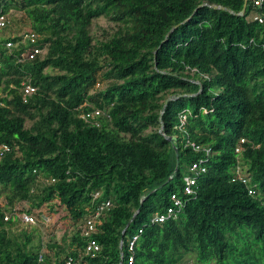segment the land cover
<instances>
[{"label": "trees", "instance_id": "1", "mask_svg": "<svg viewBox=\"0 0 264 264\" xmlns=\"http://www.w3.org/2000/svg\"><path fill=\"white\" fill-rule=\"evenodd\" d=\"M245 1L0 0L43 44L19 62L34 45L0 36V264L39 263L40 228L4 221L25 202L72 222L44 264H127L140 229L135 264H264V23L253 19L264 0ZM23 83L36 88L27 99ZM201 158L207 172L186 196ZM238 167L254 195L234 181ZM173 194L185 207L152 225Z\"/></svg>", "mask_w": 264, "mask_h": 264}, {"label": "built area", "instance_id": "2", "mask_svg": "<svg viewBox=\"0 0 264 264\" xmlns=\"http://www.w3.org/2000/svg\"><path fill=\"white\" fill-rule=\"evenodd\" d=\"M255 4L257 6H261L263 4V0H256ZM253 19L255 21H258L261 24L264 23V15H256ZM9 27H10V21L8 18V14H0V36ZM15 36H17V35H15ZM18 36L21 38L22 43L30 42L34 45L32 47L25 49L24 53L19 58V62L33 60L37 55H39L43 51V48H42L43 44L42 43L37 44L38 40L40 39V35L36 34L32 30L24 31L22 34H18ZM13 46H15V45L12 42H8L6 44L7 48H12ZM1 67H2V61L0 59V69H1ZM22 85H23V94H24L25 99L30 97L36 91V88L31 84L23 83ZM1 95L2 94L0 92V98H1ZM98 114H99V112L94 113V115H98ZM92 116H93V114L88 113L86 115H83L82 117L85 119H89ZM185 121H186V116H182L181 122L184 124ZM243 142H244V140H242V143ZM191 146L196 151H198L200 149V147L196 146L195 144H192ZM7 151H9L8 146H1L0 147V154L7 152ZM237 152H239V153L241 152L240 147L237 148ZM206 154H207V156H211L213 153H212L211 149H206ZM190 172H191V175L186 176L184 179V181H185L184 194L186 196H196L198 193V189H199L198 178L200 175L207 172L206 160L201 158L198 161L193 162V164H191V167H190ZM235 175H236V178L234 179V181L235 180L241 181L242 184H245L247 186L248 193L250 195H254L256 192L255 189H256L257 185L256 184H252V185L249 184V180L242 176L240 167H238L236 169ZM99 195H100L99 193H96L95 197L97 198ZM171 201L173 204H172V206L168 207L166 213L156 214L150 220V223L152 225L162 224V223L168 221L172 217L176 218L177 215L185 207L186 202H187V200L184 201V199L180 198L176 194H173L171 196ZM4 206H5L4 201L2 199H0V208H3ZM111 206H112L111 201L107 200L105 202H102L97 207L94 215L91 216L90 218H88L82 226V234L84 236L91 237L92 234H94L97 231V228H96L97 219L99 218V216L101 215L102 212L110 209ZM28 209H29V207L25 208V209H21V208L17 207L12 212H7L5 214L4 221H6V222L12 221L16 225L38 226V227L48 226L51 223H53V215L42 214L41 216H39L38 214L30 213L28 211ZM142 232H143V229H140L138 231V233L133 235L128 240L129 252L131 253V255L128 258L127 264H135L134 246H135V243L138 241ZM59 244L61 245V240L59 241ZM100 249H101V246L99 245V243L95 239L89 238L88 243L85 247L84 253L86 255H94L96 252L100 251ZM46 256L47 255L44 252V250H41L40 255H39V260H38L39 263L38 264H44ZM61 259L64 262V264H79V261L77 259H75V257H73L70 254L61 257Z\"/></svg>", "mask_w": 264, "mask_h": 264}, {"label": "rangeland", "instance_id": "3", "mask_svg": "<svg viewBox=\"0 0 264 264\" xmlns=\"http://www.w3.org/2000/svg\"><path fill=\"white\" fill-rule=\"evenodd\" d=\"M8 18L10 21V27L7 31H5L6 36H15L18 34H22L24 31H27L28 28L24 22L25 14L23 11H11L8 13ZM99 24L103 27H107L105 21L101 20ZM98 27V26H97ZM95 27V29H97ZM102 78L99 77V82L102 84ZM29 207V203L25 202L19 208L25 209ZM53 213V223L48 226L39 227L42 236V250L46 253L47 257H52L54 255L55 250L60 246L59 241L63 234L67 231V228L70 227V220L63 218L65 211L60 209V211L51 212ZM18 227H14L16 233L19 234L22 230L27 229L28 231L32 230V226L25 225H17ZM193 264V262H190Z\"/></svg>", "mask_w": 264, "mask_h": 264}, {"label": "water", "instance_id": "4", "mask_svg": "<svg viewBox=\"0 0 264 264\" xmlns=\"http://www.w3.org/2000/svg\"><path fill=\"white\" fill-rule=\"evenodd\" d=\"M246 6H247V0L245 1V8H246ZM121 264H122V262H121Z\"/></svg>", "mask_w": 264, "mask_h": 264}, {"label": "clouds", "instance_id": "5", "mask_svg": "<svg viewBox=\"0 0 264 264\" xmlns=\"http://www.w3.org/2000/svg\"><path fill=\"white\" fill-rule=\"evenodd\" d=\"M198 194V193H197Z\"/></svg>", "mask_w": 264, "mask_h": 264}]
</instances>
